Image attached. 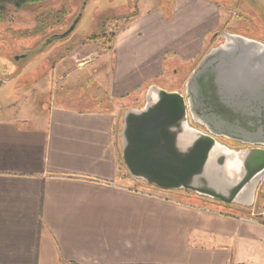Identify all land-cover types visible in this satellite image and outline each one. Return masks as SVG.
I'll list each match as a JSON object with an SVG mask.
<instances>
[{
	"label": "crops",
	"instance_id": "0c3cea01",
	"mask_svg": "<svg viewBox=\"0 0 264 264\" xmlns=\"http://www.w3.org/2000/svg\"><path fill=\"white\" fill-rule=\"evenodd\" d=\"M235 25L211 0H175L170 15L138 0L109 48L91 40L83 61L62 56L38 94L95 59L103 90L0 108V264H264V221L242 217L246 207L217 212L186 192L152 188L120 153L116 101L163 79L173 62L193 61L210 33ZM65 64L73 71L56 75Z\"/></svg>",
	"mask_w": 264,
	"mask_h": 264
},
{
	"label": "water",
	"instance_id": "95a60500",
	"mask_svg": "<svg viewBox=\"0 0 264 264\" xmlns=\"http://www.w3.org/2000/svg\"><path fill=\"white\" fill-rule=\"evenodd\" d=\"M220 38L183 92L150 84L143 104L123 112L120 153L150 186L250 207L264 178V42L230 31Z\"/></svg>",
	"mask_w": 264,
	"mask_h": 264
},
{
	"label": "rangeland",
	"instance_id": "374dc122",
	"mask_svg": "<svg viewBox=\"0 0 264 264\" xmlns=\"http://www.w3.org/2000/svg\"><path fill=\"white\" fill-rule=\"evenodd\" d=\"M137 1L135 3L134 0H45L40 3L28 4L20 9H15L10 4H0V108H13L17 101H33L37 97H39L41 105L43 103L47 105L53 102L57 103L64 93L75 91L77 94L83 95L103 90L106 86L105 80L93 76L100 69L102 61L97 62L95 59L85 69L76 71L75 78L72 75V79L55 85L50 94H38L43 88L51 86L50 76L62 56L73 55L75 57L72 59L74 64L86 59L89 45L93 44L90 39L85 37L99 30L98 19L101 15L107 13V16L113 17L127 14L132 11L133 5L137 6ZM211 1L228 9L230 20L233 19L236 23L233 28L234 33L264 42V0ZM155 2L170 15L175 0H155ZM60 8L69 11L62 24L56 25L52 13ZM75 20L77 22L74 28L68 34L61 35ZM124 20V17L117 20L111 19L105 23L104 30L115 31V28L118 29L125 25ZM37 22L43 24L45 29L34 34L32 31ZM221 32L218 30L207 36L203 52L196 59L188 63L174 64L173 62L170 68H167L165 77L154 80L153 84L165 90L183 92L184 82L191 70L212 46L222 41ZM215 35L217 38L210 40ZM51 36L52 38L48 40ZM96 41L98 46L100 40ZM101 48H104L103 44ZM70 66L71 64H65L63 68L56 70L55 74L61 75L64 71H73L69 69ZM144 90L143 88L139 94H133L116 101L115 105L120 110V121L126 109L139 107L143 104ZM219 141L231 148L243 147L237 143ZM261 182L264 184V178ZM261 182L257 191L262 185ZM180 191L188 193V196L210 210L217 212L237 210L234 205L200 197L192 192ZM167 192H171V190ZM168 194H170L168 196H174L171 195L172 193Z\"/></svg>",
	"mask_w": 264,
	"mask_h": 264
},
{
	"label": "trees",
	"instance_id": "16d2710c",
	"mask_svg": "<svg viewBox=\"0 0 264 264\" xmlns=\"http://www.w3.org/2000/svg\"><path fill=\"white\" fill-rule=\"evenodd\" d=\"M42 1H45V0H0V4L1 5L2 4H10L15 9H20V8L25 7L28 4L40 3ZM136 1L137 0H134L135 3H136ZM68 11L69 10H66L65 8H60V9H58L56 11H53L52 16H53V19H55L54 22H55L56 25L62 24L65 16L68 14ZM136 13H137V6H136V4L133 5V9H132L131 12H128L127 14H124V15H120V16L119 15L118 16L115 15L113 17H110V16H107V13H104L98 19L99 20L98 21V23H99V30L97 32L91 33L89 36H86L85 38L86 39H90L92 41L100 40L102 42L104 48H109L111 42L114 39L115 32L117 31V29L115 28V31L107 32V31L104 30L105 23L107 21L111 20V19L117 20L120 17H124L125 18L124 21H125V24H126V23H128L130 21V19ZM0 18H1V16H0ZM44 29H45V26L43 24H39V22H37L36 27H34L32 33L36 34V33H39L41 31H43Z\"/></svg>",
	"mask_w": 264,
	"mask_h": 264
},
{
	"label": "built area",
	"instance_id": "2783aa9c",
	"mask_svg": "<svg viewBox=\"0 0 264 264\" xmlns=\"http://www.w3.org/2000/svg\"><path fill=\"white\" fill-rule=\"evenodd\" d=\"M247 210L248 211L246 215H243L242 217H246L251 220H256L259 222L264 221V184L263 183L260 186V189L256 191L253 204L250 207H247Z\"/></svg>",
	"mask_w": 264,
	"mask_h": 264
},
{
	"label": "flooded vegetation",
	"instance_id": "af4514ba",
	"mask_svg": "<svg viewBox=\"0 0 264 264\" xmlns=\"http://www.w3.org/2000/svg\"><path fill=\"white\" fill-rule=\"evenodd\" d=\"M217 38V36L215 35L213 38H212V40H214V39H216ZM221 140V139H220Z\"/></svg>",
	"mask_w": 264,
	"mask_h": 264
}]
</instances>
